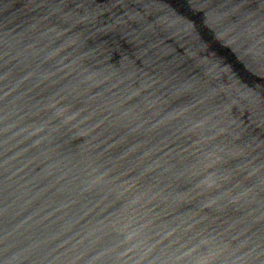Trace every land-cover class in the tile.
Instances as JSON below:
<instances>
[{
  "label": "water",
  "instance_id": "obj_1",
  "mask_svg": "<svg viewBox=\"0 0 264 264\" xmlns=\"http://www.w3.org/2000/svg\"><path fill=\"white\" fill-rule=\"evenodd\" d=\"M0 264H264V0H0Z\"/></svg>",
  "mask_w": 264,
  "mask_h": 264
}]
</instances>
